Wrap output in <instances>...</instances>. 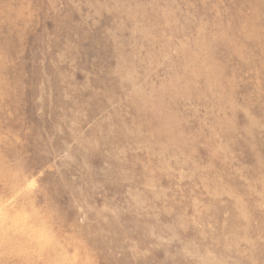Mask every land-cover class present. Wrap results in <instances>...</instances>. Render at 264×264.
I'll return each instance as SVG.
<instances>
[{"label": "rangeland", "instance_id": "obj_1", "mask_svg": "<svg viewBox=\"0 0 264 264\" xmlns=\"http://www.w3.org/2000/svg\"><path fill=\"white\" fill-rule=\"evenodd\" d=\"M0 264H264V0H0Z\"/></svg>", "mask_w": 264, "mask_h": 264}]
</instances>
